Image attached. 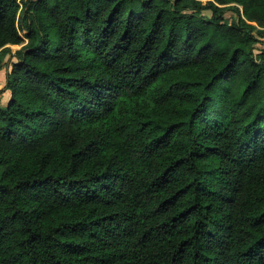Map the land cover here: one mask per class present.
I'll list each match as a JSON object with an SVG mask.
<instances>
[{
  "label": "trees",
  "instance_id": "obj_1",
  "mask_svg": "<svg viewBox=\"0 0 264 264\" xmlns=\"http://www.w3.org/2000/svg\"><path fill=\"white\" fill-rule=\"evenodd\" d=\"M257 42L264 0H0V264H264Z\"/></svg>",
  "mask_w": 264,
  "mask_h": 264
},
{
  "label": "rangeland",
  "instance_id": "obj_2",
  "mask_svg": "<svg viewBox=\"0 0 264 264\" xmlns=\"http://www.w3.org/2000/svg\"><path fill=\"white\" fill-rule=\"evenodd\" d=\"M204 1V0H203ZM233 7H238L235 4H230ZM239 8V7H238ZM240 9V8H239ZM201 14L208 18L210 16L209 10H203ZM238 15L237 13L232 10L228 9L223 12V21L227 23H231L233 21H237ZM25 31H21L20 34L24 35ZM20 45H7V47L11 50V52H7L3 54V56L0 58V105L3 106V104L8 100L9 98V91L5 90V83H6V77L8 73L10 72V61H14L16 58L13 56L14 51L20 48ZM264 44L262 42H257L255 44L256 49H259L263 47Z\"/></svg>",
  "mask_w": 264,
  "mask_h": 264
}]
</instances>
